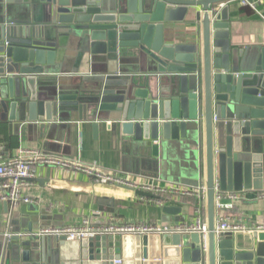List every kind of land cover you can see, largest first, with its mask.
<instances>
[{
    "label": "water",
    "instance_id": "95a60500",
    "mask_svg": "<svg viewBox=\"0 0 264 264\" xmlns=\"http://www.w3.org/2000/svg\"><path fill=\"white\" fill-rule=\"evenodd\" d=\"M15 1L33 15L15 19L0 0V118L47 127L55 114L74 112L92 116L93 127L109 122L153 157L176 147L182 168L190 154L192 184L205 181L208 232L206 252L197 233L74 241L16 234L1 243L0 264H264V231L244 240L214 233L215 183L221 191L264 189V47H231L226 0ZM187 13L201 40L165 41V28ZM63 40L76 47L70 69L58 62ZM168 240L175 253L151 249Z\"/></svg>",
    "mask_w": 264,
    "mask_h": 264
},
{
    "label": "crops",
    "instance_id": "0c3cea01",
    "mask_svg": "<svg viewBox=\"0 0 264 264\" xmlns=\"http://www.w3.org/2000/svg\"><path fill=\"white\" fill-rule=\"evenodd\" d=\"M222 4L228 6L231 47H264V3L259 4L257 9L241 6L236 0H226ZM8 5L11 13L13 9L15 19L23 13L28 17L33 15L32 8L25 9L22 2L15 0H3L5 14ZM164 39L180 44L199 42L201 28L194 13H187L183 20L165 28ZM75 54L74 43L63 40L58 62L62 63L63 68L70 69L73 62L70 56L74 57ZM166 82L164 78L163 85H167ZM63 114H67L64 119L55 114L47 127H40L48 123L47 120L0 118V156L8 158L15 156L20 149H35L44 156L96 165L138 183L154 186L178 183L187 188L195 187L192 183L198 180H194L192 174L196 162L190 154L184 158L189 162L188 167L182 168L183 157L176 147L159 149L158 155L153 157L150 151L141 149L135 140L122 139L121 133L109 129V122L93 127L92 116L83 120L78 118L77 113L71 112L68 119L70 113ZM32 172L29 184L22 187L23 195L30 202L19 201L12 205L0 198V245L4 239L16 233H31L45 226L77 225L83 219L94 226L134 222L176 226L191 222L194 218L197 200L192 196L159 194L161 197H145L119 185L100 184L80 171L59 165L36 163L32 166ZM195 183L205 184L204 178ZM232 192H238V198L232 201L231 207L215 210V220L222 215L250 226L264 224V189L250 187ZM165 206L173 211L165 213ZM204 214L206 217L205 211ZM6 233L11 235L6 237ZM238 233L242 234L243 240V234H248ZM169 240L172 241V238ZM170 241L167 246L153 243L151 249L160 254L165 247L168 253H175V246Z\"/></svg>",
    "mask_w": 264,
    "mask_h": 264
},
{
    "label": "built area",
    "instance_id": "2783aa9c",
    "mask_svg": "<svg viewBox=\"0 0 264 264\" xmlns=\"http://www.w3.org/2000/svg\"><path fill=\"white\" fill-rule=\"evenodd\" d=\"M241 6L257 9V6L264 3V0H236ZM223 5V4H220ZM36 163L50 164L55 166L70 167L80 171L100 184L119 185L124 188L142 190L144 192L158 196L159 194L188 195L197 200L194 218L191 222L176 226H168L153 223H118L105 224L102 226L91 225L89 220L83 219L77 225L45 226L32 233H16L17 235L34 234L37 236H64L66 239L74 241L82 238L92 237L101 234L118 235H142V234H169V233H197L201 241V249L206 252L208 225L204 214L206 201V187L203 183H198L193 188H187L178 183H166L161 186H154L148 183H138L136 181L123 178L111 171H105L96 165H86L79 162L67 161L55 156L41 155L35 149H20L12 157L4 158L0 156V198L16 205L19 201L30 202L28 197L22 193V187L29 184V179L33 176L32 166ZM214 205L215 210L220 211L232 206V201L238 198V192L221 191L218 184H214ZM251 232L264 231V224L247 225L219 217L215 220L214 233L218 237L224 232ZM11 234L6 233V237ZM120 263V260H115Z\"/></svg>",
    "mask_w": 264,
    "mask_h": 264
},
{
    "label": "trees",
    "instance_id": "16d2710c",
    "mask_svg": "<svg viewBox=\"0 0 264 264\" xmlns=\"http://www.w3.org/2000/svg\"><path fill=\"white\" fill-rule=\"evenodd\" d=\"M160 196V195H159ZM161 197V196H160Z\"/></svg>",
    "mask_w": 264,
    "mask_h": 264
}]
</instances>
